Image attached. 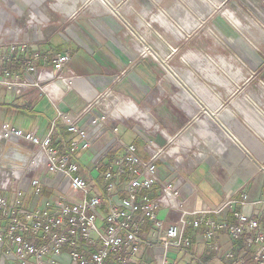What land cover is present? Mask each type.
<instances>
[{"label":"built area","instance_id":"built-area-1","mask_svg":"<svg viewBox=\"0 0 264 264\" xmlns=\"http://www.w3.org/2000/svg\"><path fill=\"white\" fill-rule=\"evenodd\" d=\"M39 22L38 11L33 10L28 25ZM0 46L8 47V59L13 51L29 48L17 36L0 37ZM40 60L41 55L33 51L24 59L22 73L0 68V88L20 95L28 88L45 92L55 80L64 82L61 74L70 54H58L46 69L37 66ZM108 95L109 89L96 95L75 115L57 109V118L71 135L63 151L53 143L54 123L43 137L8 122L0 125V144L8 145H0V255L7 264H188L187 255L194 257L188 226L212 251V262L264 264V200L256 213L255 205L241 192L240 208L233 210L230 222L213 219L211 212L187 217L178 188L158 174L157 161L166 150L155 140L146 144L145 159L133 143L124 144L115 137L113 143L122 152L103 170L100 186L80 172L75 155L89 149L104 128L118 135L115 124L128 117L112 111L123 97L112 96L113 100L105 102ZM104 157L96 159L95 167ZM27 173L32 175L29 187L33 189L29 203L27 189L21 188ZM44 173L61 174L67 189L43 198ZM155 184L161 190L150 197L144 191ZM162 208L178 210L180 220L167 223L158 214ZM219 231L227 232L229 246L219 240ZM192 264L210 262L194 257Z\"/></svg>","mask_w":264,"mask_h":264},{"label":"crops","instance_id":"crops-1","mask_svg":"<svg viewBox=\"0 0 264 264\" xmlns=\"http://www.w3.org/2000/svg\"><path fill=\"white\" fill-rule=\"evenodd\" d=\"M231 1L218 0V3L214 5L223 7V4ZM58 10L64 16H71L59 8ZM233 13L237 17V13L234 11ZM5 19L14 23L16 16L12 12L5 17L4 12H0V37L17 36L27 42L29 48L24 50L25 52L30 54L37 51L41 55V60L36 63L39 68H49L55 57L63 52L70 54V60L61 74L64 82L60 83L55 80V82L49 83L47 89L49 93L47 90L42 93L38 88H29L17 95L0 88V125L8 122L15 128L43 137L51 130L53 123L57 124V134L55 137L53 136V141L60 148L67 146L70 136L66 134L67 128L57 118V109L75 115L92 102L96 95L109 89L111 95L106 96L105 102L110 97L119 94V97H129L134 102L135 105L131 106L135 115L137 114L136 106L140 111L149 110V101L153 98L152 94L154 93L152 89L156 86V80L159 78L157 71L149 67V61L143 56H138L136 61L130 62L132 66L128 65L129 63L128 66H125L124 63L131 61L132 54L126 52L121 43L110 38L114 27L111 21L95 19L93 22H89L83 20L88 30H94L96 35L97 40L90 42L85 39L83 28L81 33L68 28L66 19L63 20V25L59 26L55 34L51 33L48 26L39 18L40 22L35 23L32 29L19 19L16 26H6L2 30ZM22 23L24 27L20 26L23 25ZM9 28H15L18 32H9ZM25 28L26 31H24ZM28 30L30 31L27 33ZM7 53L8 47L0 46V68L6 61L5 59H8ZM23 61L24 59L20 60L21 65L17 72L22 73ZM34 77L35 74L30 78L34 79ZM55 88L59 90L56 91ZM125 101L128 103V100ZM178 103L177 107L172 106L171 108L176 112L175 120L168 118L169 112L165 110L167 107L162 108L160 105L156 108V114L152 115L153 123L143 121L142 118L139 119V125L130 120L116 123L115 125L119 127L118 135L113 134L111 129L104 128L101 135L92 141L93 144L89 149L81 150L75 155L80 172L90 182L100 186L103 170L111 159L113 160L122 152V149L113 143L115 137H119L124 144L133 143L138 154L145 159L148 157L145 151L146 144L150 140H155L165 146L166 150L165 156L157 161L158 174L162 180L170 181L178 188L181 209L188 212L187 217L193 218L196 213L200 215L204 212H211L210 215L215 220L233 221V210L240 208L241 192L246 193L247 202L253 203L255 211L258 213L264 200V133L261 130L264 118L260 119V107L257 105L253 107L247 100L244 102L242 100L238 104L240 107L239 118H237L236 112L231 109L234 111V116L229 118L232 123V126L228 127L229 138L220 137L222 143L219 141L220 147L215 150L208 141L209 139L213 140L210 137L207 140L205 137L213 130L220 136L222 135L221 131L211 129L204 123H198V127L193 128L188 118L194 115H191ZM208 107L210 108V106ZM243 107L250 111L251 108L257 110L251 115L252 121L257 125L253 126L254 123L252 124L248 120L243 113ZM196 108L195 105V112ZM129 115L131 114L129 113ZM227 117H229V113L224 116L223 123ZM146 122L153 126L145 125ZM145 128L148 130L146 131ZM187 133L188 135H186ZM64 134H66V138L63 139ZM3 147L6 148V146ZM101 157H104L102 163L95 167L94 162ZM31 177L32 175L27 173L21 182V188L27 189L28 203L33 198V195L29 193ZM41 181L43 198L53 197L61 190L67 189V181L61 174L44 173ZM160 188L159 184H155L153 188L144 192L148 196L154 197L159 194ZM219 206L223 208L218 213H213L212 211ZM158 214L167 223L178 221L182 216V213L175 209L165 210L162 208ZM147 227L144 232L147 231ZM187 231L191 236L192 246H195L196 230L188 226ZM218 236L225 247L231 244L226 231H219ZM201 247L202 250L198 257L210 264H216L212 262L213 253L207 244L203 243ZM186 259L191 261L188 264H192L193 257ZM229 262L224 259L222 264H229ZM0 264H7L6 259L1 255Z\"/></svg>","mask_w":264,"mask_h":264},{"label":"rangeland","instance_id":"rangeland-1","mask_svg":"<svg viewBox=\"0 0 264 264\" xmlns=\"http://www.w3.org/2000/svg\"><path fill=\"white\" fill-rule=\"evenodd\" d=\"M206 1L0 0V12H4L5 17L12 12L16 16L14 23L5 19L2 30L6 26H16L19 19L29 26V17L36 10L38 18L43 20L51 33L55 34L66 19L68 28L79 33L83 28V35L90 42L97 40L96 35L94 30H88L83 20L111 21L114 27L110 38L132 54L131 61L124 63L125 66L143 56L159 76L152 89L154 93L149 101V110L136 108L135 115L131 106L134 103H125L124 98L127 97H123L113 108L114 114L124 116L127 113L125 121H134L138 125L140 118L153 123L152 115L161 105L162 108L167 107L168 118L175 120L177 115L171 108L177 107L179 102L194 115L188 118L193 128H197L198 123H204L221 131L220 136L213 130L205 137L207 140L210 137L213 140H208L210 146L218 150L219 141L222 143L220 137L229 138L228 127L232 126L229 118L234 116V111L237 118L240 117L238 104L242 100H247L253 107L259 106L260 119L264 118V0H232L223 7L214 5L218 0ZM57 6L71 16H64ZM24 24L20 26L24 27ZM8 31L18 32L15 28ZM110 99L112 97L107 101ZM243 108L248 120L254 123L253 126L257 125L251 119L252 113L257 110L251 108V112ZM227 113L229 117L224 124ZM261 130L264 133L262 123ZM29 193L32 194V188ZM195 242L191 251L197 258L203 242L200 238ZM187 258L191 257L187 255Z\"/></svg>","mask_w":264,"mask_h":264},{"label":"trees","instance_id":"trees-1","mask_svg":"<svg viewBox=\"0 0 264 264\" xmlns=\"http://www.w3.org/2000/svg\"><path fill=\"white\" fill-rule=\"evenodd\" d=\"M31 55V53L30 54H28V52H25L24 50H21L20 48L19 49H17V50H15V51H13L12 53H11V57L9 58V59H5L6 61L4 62V64L2 65V68H7V69H10L11 71H19V69H20V60L21 59H25L26 57H28V56H30ZM57 125V124H56ZM56 125L54 126V131H53V136L55 137V134H57V131H56ZM66 134L68 135V136H70L71 137V135H70V132L68 131V129H66ZM66 134H64V136H63V139L64 138H66ZM61 141V140H60ZM68 141V140H67ZM53 143H54V141H53ZM56 145H58L57 143H56ZM65 148L66 147H64V146H62V147H60V149L63 151V150H65ZM112 160V159H111ZM111 162V161H110Z\"/></svg>","mask_w":264,"mask_h":264},{"label":"bare ground","instance_id":"bare-ground-1","mask_svg":"<svg viewBox=\"0 0 264 264\" xmlns=\"http://www.w3.org/2000/svg\"><path fill=\"white\" fill-rule=\"evenodd\" d=\"M160 19H162V18H160ZM162 21V20H161ZM162 22H164V21H162ZM166 23V22H165ZM56 89V91H58L59 89L58 88H55ZM48 91V93H49V90H47ZM126 103V102H125ZM128 105V104H127ZM131 107V106H130ZM131 111V110H130ZM135 113V112H134Z\"/></svg>","mask_w":264,"mask_h":264}]
</instances>
